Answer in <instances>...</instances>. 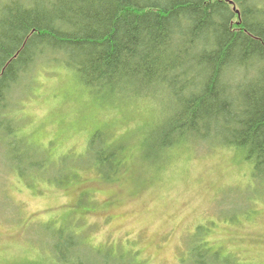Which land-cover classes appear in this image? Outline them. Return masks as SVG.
Returning <instances> with one entry per match:
<instances>
[{
    "label": "trees",
    "instance_id": "16d2710c",
    "mask_svg": "<svg viewBox=\"0 0 264 264\" xmlns=\"http://www.w3.org/2000/svg\"><path fill=\"white\" fill-rule=\"evenodd\" d=\"M48 65L72 71L109 105L156 102L154 120L145 108L149 122L141 141V156L151 165L178 148L202 145L237 150L251 178L264 181V0H0L1 132L12 135L9 110L17 114L33 70ZM106 135L95 130L78 163L96 165L104 176L125 167L122 145ZM20 138L12 143L26 141L42 154L40 161L28 160V169L37 167L30 175L57 186L76 176L73 154L55 155L25 131ZM53 160L58 182L46 170ZM58 226L46 233V256L37 246L24 264H142L132 253L87 244L67 223ZM203 229L192 232L190 264H242L234 255H210Z\"/></svg>",
    "mask_w": 264,
    "mask_h": 264
},
{
    "label": "rangeland",
    "instance_id": "374dc122",
    "mask_svg": "<svg viewBox=\"0 0 264 264\" xmlns=\"http://www.w3.org/2000/svg\"><path fill=\"white\" fill-rule=\"evenodd\" d=\"M47 67L33 70L17 114L9 110L12 135L0 129V145L11 142L7 150L0 148V264H24L37 246L46 256L51 240L46 233L58 230L60 222L87 244L132 253L142 264H190L198 227L205 228L201 237L211 245L210 255L264 264V181L251 178L252 168L237 150L188 145L151 165L141 156V141L149 122L145 108L154 120L156 102L146 98L126 105L119 99L118 106L109 105L101 93L82 87L72 71ZM97 129L122 145L125 167L116 175L78 165ZM21 130L55 155L73 154L76 176L57 186L30 175L37 167L28 169V160L40 161L42 154L26 141L12 143L21 139ZM53 164L46 170L54 180L59 165ZM231 211H237L233 219ZM51 220L56 222L47 229ZM112 257L119 259L115 252Z\"/></svg>",
    "mask_w": 264,
    "mask_h": 264
}]
</instances>
